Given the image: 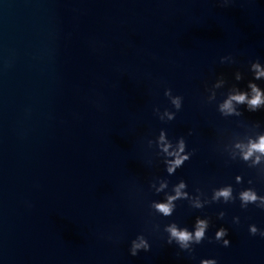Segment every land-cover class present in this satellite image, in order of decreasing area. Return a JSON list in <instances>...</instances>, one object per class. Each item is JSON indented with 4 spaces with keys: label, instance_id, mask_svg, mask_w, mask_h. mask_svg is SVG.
Wrapping results in <instances>:
<instances>
[{
    "label": "water",
    "instance_id": "95a60500",
    "mask_svg": "<svg viewBox=\"0 0 264 264\" xmlns=\"http://www.w3.org/2000/svg\"><path fill=\"white\" fill-rule=\"evenodd\" d=\"M229 54L237 63L221 64ZM255 59L264 63V0H0V264H264V238L248 231L250 224L264 230V211L254 205L194 210L178 201L171 217L148 208L163 199L149 181L167 176L162 164L148 163L146 141L161 128L195 149L167 177L169 188L180 178L193 194L248 187L255 170L226 165L215 145L223 130L243 135L253 122L264 130V109L241 106L242 117L225 119L215 102L205 103V86L221 73L236 83L239 69L245 88ZM166 88L183 106L163 123L153 107L174 111ZM255 188L264 195V180ZM197 215L211 217L209 238L228 228L230 246L205 239L193 256H177L163 225L191 229ZM140 233L151 250L131 256Z\"/></svg>",
    "mask_w": 264,
    "mask_h": 264
},
{
    "label": "clouds",
    "instance_id": "9594fccd",
    "mask_svg": "<svg viewBox=\"0 0 264 264\" xmlns=\"http://www.w3.org/2000/svg\"><path fill=\"white\" fill-rule=\"evenodd\" d=\"M222 6L228 5L231 0H218ZM221 64L234 65L237 60L231 55L220 57ZM248 72L251 73V79L247 80L245 88H240L238 82L245 80V73L237 69L233 73L236 83L229 84L223 73L219 74L210 86H205V103H216L217 112L225 119L230 117H242L243 112L241 106H244L249 112H256L264 109V88L256 83V81H264V63L259 59L250 60L248 63ZM220 92L222 100H217V90L225 89ZM164 96L167 97L173 110L164 108L160 110L159 106L153 107V113L163 123H168L176 118L177 112L182 109L183 97L181 95H173L171 88L164 90ZM192 130L189 129L187 135L191 136ZM147 148L152 149L148 163L153 162L162 164L167 176H155L149 183L148 188L155 194L163 193V199L152 200L148 204L149 215H159L162 217H171L177 208L178 201H187L188 206L194 210H203L206 206L214 203L234 204L237 200L240 202V208L247 210L249 205L264 211V195L258 194L255 188L257 179L264 180V130H261V123L253 122L246 127L243 135L236 133H228L223 130L220 138L215 145V150L222 156H225V164L232 162H241L248 169L255 170V176L247 180L248 187L241 188L238 192L234 190L232 184H224L211 189L209 196L200 187L194 188V194L189 192L188 183L180 178L177 183L172 184L169 188L170 181L167 177L174 176L178 169L191 159L195 154V149L189 150L185 136L181 135L176 138H169L167 130L161 128L158 135L148 138ZM236 184H244V176H235ZM226 213L220 211L217 213V219H224ZM233 224L240 223V217L232 218ZM211 226V217H201L197 215L194 219L191 229L187 225H180L175 221L163 225L162 232L166 235V243L168 245L175 244L180 252H187L189 256H193L194 246L199 245L208 239L209 243H219L222 247H229L230 240L229 229L220 226L215 231L214 237L206 236L207 230ZM153 232H160L161 225L159 223L152 224ZM249 234L252 236L259 235L264 238V230L259 229L255 224L248 226ZM151 244L147 237L140 233L130 242L129 253L131 256H137L141 251L149 252ZM194 258V257H193ZM199 264H218L214 258L201 259Z\"/></svg>",
    "mask_w": 264,
    "mask_h": 264
}]
</instances>
